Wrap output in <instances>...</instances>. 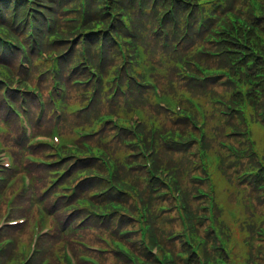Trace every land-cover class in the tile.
Listing matches in <instances>:
<instances>
[{"label": "clouds", "instance_id": "9594fccd", "mask_svg": "<svg viewBox=\"0 0 264 264\" xmlns=\"http://www.w3.org/2000/svg\"><path fill=\"white\" fill-rule=\"evenodd\" d=\"M48 3L50 0H28L27 7ZM106 3L107 0H92V16L87 23H84L82 15L73 11L81 6L76 0H58L55 12H45L47 20L39 13L27 11V8L24 14L8 19V28H19L18 37H12L13 43L19 47L13 49L11 63L14 68L22 65L25 73H30L27 75L28 86L36 84L40 72L53 69L46 78L44 90L36 89L40 95L34 100L29 98L31 110L28 116H21L22 124L29 119L33 124L38 121L55 123L59 118L62 126L70 125L75 130V135L80 129L95 131L107 113L119 116L126 105L128 108L139 107L158 93L175 91L177 81L194 90L212 87L202 78L190 82L183 79L195 72L192 64L185 66L184 44L197 33L203 14L201 9L193 11L192 5L207 7L210 0H113V9L104 8ZM228 6L248 20L245 28L252 24L256 15L250 11L252 0H228ZM106 11H112V16H105ZM68 19H74V23L66 26ZM259 23L264 28V20ZM50 29L69 37L70 42L63 47L71 51L59 61L55 52H42L49 43ZM7 30L0 26V32L7 33ZM85 32L91 35H81ZM72 33L79 39L75 40ZM6 47L11 45L0 40V55ZM61 80L65 83H60ZM57 84H60L58 88ZM73 89L78 91L73 94ZM107 127L111 128V125ZM190 128L191 125L188 128L181 126L180 131L187 134ZM168 132L166 128L165 133ZM102 139V136L94 138L96 141ZM198 147L189 151L195 152ZM233 161L230 170L233 173L242 165L249 168L259 163L264 167V159L258 161L251 153L231 157L226 164ZM75 162V157H72L66 164Z\"/></svg>", "mask_w": 264, "mask_h": 264}, {"label": "rangeland", "instance_id": "374dc122", "mask_svg": "<svg viewBox=\"0 0 264 264\" xmlns=\"http://www.w3.org/2000/svg\"><path fill=\"white\" fill-rule=\"evenodd\" d=\"M261 5L263 7V12L255 11L254 8L250 9V11H252L258 15H260V13H264V0H261ZM230 9H232V8H230ZM227 10H225V11H227ZM234 13L236 14V16L242 17L237 12L234 11ZM261 20H264V16L261 17L260 19H254V21L257 22L258 24H260L259 22ZM218 21L219 20H217L213 24V26L216 27V30L221 29L220 25L216 26ZM222 21H223V19H222ZM69 24H73V23H69ZM209 30H210V28L207 31H205V33L209 32ZM261 30H262V33H264V28L261 27ZM72 34H74V33H72ZM216 36H219V35H216ZM209 39L211 40L212 38H207V36L203 37V41L201 43L200 48H203L204 51L214 47V43L212 41H209ZM262 41L264 42V35H262ZM198 50H196V51H198ZM182 85H186V84H182ZM211 89H216L219 94H224L223 99L229 100L231 98V95L227 96V93L230 92V90L227 86V83L213 82ZM217 106L221 107V104L218 103ZM207 110L210 111V107H208ZM164 113L168 116L169 114H171L173 112H170V111L164 109ZM179 124L182 125L184 128H186V126L189 125L186 120H182L181 122H179ZM180 127H178V128L180 129ZM16 132H17V129H16ZM253 135H254V139L257 140L258 143L261 145L262 148H260V150L263 153L264 152V128L260 125L255 126L254 130H253ZM238 139L241 141L245 140L244 137H239ZM9 145L11 147L10 150L14 154H16V156H17V160H18L17 169H18L20 159L22 157L21 156L22 150L16 145V143L11 142V143H9ZM246 146H249V144H247ZM171 155L177 156L178 158L184 157V158L190 160V155L189 154L186 155V152L177 153L176 150H174V152H172ZM27 167L33 173L34 178L37 180L38 186L41 187L42 186L41 181L44 179V176H45L44 171L37 169L33 166H27ZM257 167H259V163L257 164ZM245 169L250 170V169H252V167L245 168ZM213 171L215 174V181L217 184L219 201H221L225 206V211L223 212L222 220L223 219L225 220V221L224 220L223 221H224V226L226 228L227 233H231L235 229V236H234V242H233L234 251L236 254L235 257L239 260H242V256L244 258L246 257L247 249H245V247L243 245V236L239 232L238 223L234 222V220L232 218V214H234V213L239 214L240 217L244 216V219H245L248 216V213H246V215H244V213L246 212V208L244 205H249V206L254 205L253 209H252V211H253L252 213L259 215L254 220V221H257V222H255V226L258 227L260 224H262V222L264 225V193L259 192L257 190V185H255L254 178H252L250 176H245V177L243 176V173L245 172L244 169L237 168L234 173L229 170L228 174H229L230 178H228L227 175L222 173V171H220V170L216 171V169H214ZM171 172H173V171H171ZM194 173L195 172H193L192 175ZM134 175L136 176V174H134ZM138 175L141 176V175H143V173L139 172ZM231 179H232L233 183L231 182ZM15 180H17V184L15 186V189H16L18 186L22 185V175H19ZM236 191L238 192L237 193V200H236V202H234V200L232 199V196L234 193H236ZM160 194H161L160 190L153 192V195L157 199V206L156 207L159 208V207L170 206L171 203L167 202V198H165L163 196H159ZM249 196H252V197H249ZM240 197H243V203L238 201V199ZM257 197H260V199L257 200ZM51 201L53 202L52 199H51ZM17 203L19 205L21 204V205L25 206L26 211L21 212L20 210L15 209L14 212L18 213V214L27 213V216H29V218H31V214L29 212L34 210L36 207L33 206V203H32V201H30L29 196L28 195L18 196ZM4 209H6V208H4ZM170 212H171L170 210L165 211V213H170ZM260 216H262L261 219H259ZM40 219L41 218L38 219V222L40 221ZM64 220H65V217L60 222L61 225H64ZM162 220H166L169 224V227H171V225L173 224L172 222L169 221L168 216H162ZM130 222H131V225H126L125 229L128 231H134L137 228V226L132 225V223H133L132 221H130ZM27 224H29V223L28 222L25 223L26 226L24 227V230L13 231L15 234L21 235L20 237L16 238L18 243H21L23 241H28L31 238V229L33 227L34 222H32L31 225L28 227H27ZM51 226L53 227L52 224H51ZM12 228H17V226H13ZM7 229L8 228H6L4 230H7ZM53 229H54V227H53ZM99 230H101V228ZM76 234H81L83 237L74 236L73 239L86 240V242L89 243L92 247H99V248L104 249V250L108 249L107 251L102 252V251H99L96 249L86 248V247L81 246L77 243L70 242V244L72 246H74V248L76 249L77 253L86 254L87 256L96 258L102 264H122V263H119L117 261L115 254L110 250L108 245L101 238V235L98 231L92 230L90 227L85 225L84 229L79 230ZM70 238L71 237H67L65 240L69 241ZM138 239H139V235L135 232H131L130 234H128L125 237L124 243L131 250H133L136 254L141 255V252H140L141 250L138 249L141 246L140 245L141 243L139 242ZM43 245H44V247H46V249L48 248L46 241L43 243ZM61 246H63V243L61 244ZM68 248L72 251V253L74 255V248L71 246H69ZM55 249H56V246H55ZM18 259H20L19 252H18ZM83 264H88V263H83ZM124 264H133V263L132 262H129V263L124 262Z\"/></svg>", "mask_w": 264, "mask_h": 264}, {"label": "trees", "instance_id": "16d2710c", "mask_svg": "<svg viewBox=\"0 0 264 264\" xmlns=\"http://www.w3.org/2000/svg\"><path fill=\"white\" fill-rule=\"evenodd\" d=\"M214 8H216V9H218V10H220L221 8H223V5H221V4H217V5H215L214 6ZM211 9H213V6L211 7ZM252 36H254V37H256V42H255V46H257V49L259 50V52L261 51L262 52V56L264 57V45L262 44V41H261V38L259 37V36H257V35H252ZM248 41H250V43L252 44L253 43V41L251 40V39H249ZM213 43H215V42H213ZM227 49L225 50V52H223L222 53V62L223 63H226L227 61H231L232 60V56L231 55H226V53H227ZM211 60H218L217 58H211ZM237 60V59H236ZM235 60V61H236ZM219 79H222V78H216V79H213V80H219ZM208 82H210L211 83V85L213 84V82L212 81H208ZM228 87L230 88V89H232L231 87H230V85H228ZM261 87H262V93L261 92H259V91H254L253 92V94H254V96L258 99V100H262L263 98H264V81H262V83H261ZM231 114H233V113H231ZM225 116H223V115H221L220 113L219 114H217L216 115V118L218 119V120H223V118H224ZM231 118H235V122H238L239 121V117H235V115H233ZM171 159H172V161H173V163H175L176 164V166H177V164L179 165V167H180V169H182V164H185V162H189L190 160H188V159H186V158H184V157H180V158H178L177 156H172L171 157ZM178 169V168H177ZM180 173V175H181V172H179ZM131 178L133 179V180H135V182L140 186V187H142V188H144L146 185V183L144 182V181H142L140 178H137V177H135L134 175H133V177L131 176ZM181 178V180H182V177H180ZM134 182V183H135ZM135 183V184H136ZM182 183H183V185H184V188H183V190L185 191V193H186V196H187V200L189 201V203L191 202V209L193 210V211H197V210H199V207L198 208H196V207H194V205L195 204H197L198 206L201 204V203H205V202H203L202 200L204 199V198H200V200L199 199H197L196 200V198H199L198 196L197 197H193V193H195L196 192V189H197V187H196V185L194 184V186H193V188H191L190 186V184H192L193 182H191L190 181V183L189 184H186L185 182H183V180H182ZM196 194H198V193H196ZM194 216H196V214H194ZM177 219V221L179 222V219L178 218H176ZM161 221H163L161 218H159L157 221H156V223H155V228L157 229V231L161 234L162 232H166V225L165 224H162V223H160ZM165 221V220H164ZM205 223H208L207 221H204V222H202V223H200V225H199V227L201 228V226H203ZM204 228V235H206L209 239H210V241L211 242H214V243H217V240H216V238H215V236H214V233H213V231L211 230V228L209 227V225L208 226H204L203 227ZM201 230V229H200ZM163 234V238H164V243H165V235H164V233H162ZM169 246L170 247H174L175 246V244L172 242V243H169ZM214 253H216L217 255H219V256H221V251H216V250H214L213 248H211L210 246H207L206 248H201V250H200V256L202 255V256H204V257H206L207 255H212V254H214ZM189 261L191 262V263H187V259H181V258H178V260L176 261V264H198V256L197 255H195V254H192L191 256H190V258H189Z\"/></svg>", "mask_w": 264, "mask_h": 264}]
</instances>
